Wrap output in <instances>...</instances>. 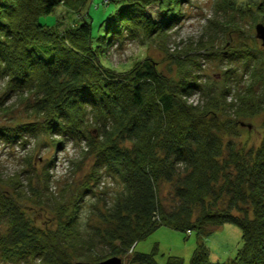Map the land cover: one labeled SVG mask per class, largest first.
I'll list each match as a JSON object with an SVG mask.
<instances>
[{
	"label": "trees",
	"instance_id": "trees-1",
	"mask_svg": "<svg viewBox=\"0 0 264 264\" xmlns=\"http://www.w3.org/2000/svg\"><path fill=\"white\" fill-rule=\"evenodd\" d=\"M114 1H100L104 7L115 4L107 21L94 25L88 11L60 32L40 23L39 16L58 6L80 13L88 0H0L2 99L24 97L30 112L26 121L0 127V141L15 144L27 133L48 136L60 147L68 140L83 142L84 154L93 156L94 182L110 174L122 185L106 210L97 213L104 226L86 228L79 212L81 200L92 191L89 183L65 203V191L57 196L49 190L48 169L36 176L41 189L28 172L24 177L0 174L1 256L27 264H74L124 255L126 264H159L153 253L134 250L157 227L194 231L199 239L212 227L231 223L241 230L242 240L234 258L212 262L197 240L188 262L169 255L165 264H264V129L255 148L238 146L233 139L240 130L237 117L264 109V50L262 57L240 45L218 53L220 60L241 58L251 68L250 81L235 94L232 113L223 116L229 86L212 92L196 82L197 75H166L148 57L123 75L100 65L99 55L114 41L161 38L181 15V0ZM151 4L162 13L160 19L146 12ZM215 5L233 19L245 10L260 14L264 23V1L255 7L235 0H216ZM212 20L208 28L221 32L230 24L224 17ZM224 73L229 76L231 70ZM195 89L205 99L193 104L188 98ZM164 184L171 186L168 202L160 193ZM45 195L53 201L54 226L33 223L22 203ZM99 242L110 252L93 256Z\"/></svg>",
	"mask_w": 264,
	"mask_h": 264
},
{
	"label": "rangeland",
	"instance_id": "rangeland-1",
	"mask_svg": "<svg viewBox=\"0 0 264 264\" xmlns=\"http://www.w3.org/2000/svg\"><path fill=\"white\" fill-rule=\"evenodd\" d=\"M100 1L88 0L80 13L58 6L53 13L39 16V22L62 32L75 24L76 16L80 17L81 14L84 15L90 11L91 20L94 25H97L103 19L107 21L108 13L115 8L114 3L104 7ZM260 1L264 0H235V3L245 7H255ZM215 4L216 0H181L179 5L181 15L168 27L163 37L153 36L152 39L144 40V43L134 40H123L120 43L114 41L104 54L99 55L100 65L112 69L117 75H123L133 67L135 62L148 57L155 61L166 75L177 77L179 72L182 74L183 71L188 73L189 77L197 75L196 82L208 86L212 92L219 93L225 86H229L231 92L225 100L229 106H226L223 116L232 113L235 94L244 90L250 81L251 68L245 67L246 63L241 58L220 60L218 53L226 49L232 50L240 45L249 47L251 51L257 52L262 57L263 54H259V51L264 48L261 46V40L255 36L254 28L255 24L262 20L260 14L252 15L246 10L243 15L237 14L233 19L229 12L222 13L217 10ZM146 12L154 20L162 17L156 4L147 6ZM222 17L230 23L225 32L215 30L212 26L208 28L207 25L211 19L220 21ZM200 43H203L206 48L203 49ZM261 60L264 61V58ZM227 69L231 70L229 76L224 73ZM260 69L264 72V67ZM256 83V89L260 91L261 83L259 81ZM4 88V81L0 79V127H14L16 123L29 119L30 112L25 105L24 97L12 95L4 101L5 98L2 99ZM204 99L205 95L198 89H195L188 98L193 104ZM237 120L240 123V130L239 135L233 138L234 141L238 146L255 148L260 142L264 129V109L251 116L237 117ZM57 144L53 143L48 136L34 137L27 133H24L15 144H5L0 141L1 176L5 178L20 172L24 177L28 172L32 175V184L41 189L42 185L36 182V176L43 169H48L51 174L49 190L57 196L65 191V203L72 199L78 190H81L84 182H87L92 187V191L81 200L80 222L86 228L89 225L104 226L105 223L100 221L97 213L100 210H106L113 195L121 189L122 185L110 174H103L99 181L94 182L90 177L93 156L84 154L83 142L68 140L63 147ZM48 163L51 164L48 166ZM8 190L11 191L10 188ZM160 193L166 202L171 200L169 184L162 185ZM22 203L27 216L33 223L38 226H54L55 212L52 210L53 201L50 197L45 195L41 198H27L22 200ZM212 228L209 233L197 239L194 231L187 233L161 225L145 238L138 240L134 250L153 253L159 264H165L169 255L181 256L185 262H188L199 240L207 248L210 261L224 262L234 258L242 244L239 227L235 224L223 223ZM2 229L4 228L0 227V231ZM91 252L93 256L95 254L103 256L110 252V248L105 243L99 242ZM120 257L122 264H126V256L120 255ZM0 264L27 263L6 260L0 254Z\"/></svg>",
	"mask_w": 264,
	"mask_h": 264
},
{
	"label": "water",
	"instance_id": "water-1",
	"mask_svg": "<svg viewBox=\"0 0 264 264\" xmlns=\"http://www.w3.org/2000/svg\"><path fill=\"white\" fill-rule=\"evenodd\" d=\"M254 28L255 36L261 40V46L264 48V24L262 22H257ZM74 264H122V260L118 256H110L96 262L78 260L75 261Z\"/></svg>",
	"mask_w": 264,
	"mask_h": 264
},
{
	"label": "built area",
	"instance_id": "built-area-1",
	"mask_svg": "<svg viewBox=\"0 0 264 264\" xmlns=\"http://www.w3.org/2000/svg\"><path fill=\"white\" fill-rule=\"evenodd\" d=\"M108 0H104V2H107Z\"/></svg>",
	"mask_w": 264,
	"mask_h": 264
}]
</instances>
